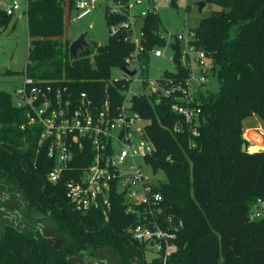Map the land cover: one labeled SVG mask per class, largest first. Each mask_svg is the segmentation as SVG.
Here are the masks:
<instances>
[{
  "label": "trees",
  "instance_id": "1",
  "mask_svg": "<svg viewBox=\"0 0 264 264\" xmlns=\"http://www.w3.org/2000/svg\"><path fill=\"white\" fill-rule=\"evenodd\" d=\"M202 1L219 9L199 20L193 43L211 59L219 87L203 97L196 133L185 125L175 131L181 117L164 101L133 97V109L148 120L144 136L153 152L146 161L153 173L165 176L153 182L162 195L163 215L174 226L181 221L176 249L165 264H264V217H248L250 205L264 200V150H241L245 118L256 114L264 128V0ZM66 7L71 9L66 0L27 1L23 74L96 99L109 91L117 102L121 94L108 79L113 68L126 64L132 45L110 35L106 44L85 47L70 59V41L61 38ZM11 17L0 7V31ZM144 25L148 46L165 43L157 13L147 15ZM170 48L177 74L185 76L180 42L171 41ZM25 112L10 92L0 91V192L9 203L21 199L26 208L23 226L6 223L0 229V264H100L104 260L97 255L105 250L117 264H162L158 256L147 260L144 244L133 240L129 228L139 216L126 210L121 194H112L107 214L101 206L78 210L67 199L65 183L87 166L90 153H77L55 182L48 180L55 159L38 146L39 128L26 124Z\"/></svg>",
  "mask_w": 264,
  "mask_h": 264
},
{
  "label": "built area",
  "instance_id": "2",
  "mask_svg": "<svg viewBox=\"0 0 264 264\" xmlns=\"http://www.w3.org/2000/svg\"><path fill=\"white\" fill-rule=\"evenodd\" d=\"M66 1L71 3V10L75 11L77 18L89 14L99 1H105L109 35H119L132 45L126 64L119 67L122 75L107 83L117 85L121 99L114 102L109 91H105V96L100 99L84 91L74 94L66 84L24 75L21 85L14 89L16 99L13 102L26 110V124L39 128L38 146L44 147L47 156L55 159L48 180L55 182L77 153L84 156L90 153L91 160L87 166L77 177H70L65 183L69 202L82 211L101 206L107 214L112 194H121L127 203L126 210L139 216L137 224L129 228L133 240L155 248L157 256L165 264L176 249L173 239L177 227L163 215L162 195L154 190V181L146 176L145 166L153 172L146 161L153 152V145L144 136L148 120L133 109V97L152 95L157 102L164 101L172 112L181 117L174 123V130H182L185 125L196 133V127L204 116L203 97L208 94L204 85L212 74L211 59L203 50L196 49L193 28L185 27L171 35L173 41L180 42V62L187 74L178 75L173 66V75L162 72L158 77H150V57L163 56L161 47L166 45V40L160 34L165 43L148 46L144 21L147 15L157 13L155 5L159 0ZM165 1L174 6L179 2L189 6V0ZM0 7L7 15H13L20 9V1L12 0L4 6L0 3ZM123 67L128 71L134 70V74L124 71ZM137 84L141 86L140 92L133 90ZM24 126L20 125L21 128ZM256 132L255 138L246 137L247 142L263 145L264 128L260 126ZM256 138L261 141L257 142ZM248 217L250 220L264 217L262 198H257L250 205ZM164 219L167 223L163 222Z\"/></svg>",
  "mask_w": 264,
  "mask_h": 264
},
{
  "label": "rangeland",
  "instance_id": "3",
  "mask_svg": "<svg viewBox=\"0 0 264 264\" xmlns=\"http://www.w3.org/2000/svg\"><path fill=\"white\" fill-rule=\"evenodd\" d=\"M11 1L0 0V3L4 6ZM19 1L20 9L12 15L9 24L0 31V91L10 92L13 101L16 99L14 89L21 85L24 76L23 71L28 62L29 39L27 34L25 0ZM198 1L189 0L188 7H185L182 2L174 6L165 0H159L155 5L156 12L160 18V34L166 40V45L161 47V51L163 52L162 57H150L148 64V74L150 77H158L165 70H173L172 50L169 47V43L173 41L171 33L179 29H184L185 27L194 28L201 18L209 15L213 10L219 9V6L216 4L205 3L202 11L199 12L196 5ZM105 4V1H99L89 14L81 18H77L75 11L66 7L64 13V35L61 38L68 39L72 42L81 33L86 32L85 38L89 46L94 48L106 44L110 35L109 27L105 19ZM89 56L92 58L91 54ZM120 75H122L121 69L115 67L111 70L108 81ZM218 87L219 83L216 76L209 75L204 88L208 92L215 93ZM133 90L140 92L141 86L139 84L134 85ZM261 122L259 117L249 116L242 122L243 129L246 127L258 128L259 124H262ZM244 143L246 144V150H248L250 143L247 140ZM144 170L146 176L154 182L165 180V176L160 170L153 173L149 166H145ZM7 198L0 192V229L6 223H10L16 227L23 226L22 221L25 220L23 214L26 213L25 203H22V200L19 198L15 199L17 203H9ZM16 205L21 206V208L15 210ZM168 222L173 225L171 220ZM175 226L180 227L181 221H179V224H175ZM52 240L54 243L59 244V242L54 240L53 236ZM143 251L147 260H151L157 256L155 248L149 245H144ZM97 257L100 260H104L103 263L100 261V264H117L116 259L110 255L108 250L99 253Z\"/></svg>",
  "mask_w": 264,
  "mask_h": 264
},
{
  "label": "water",
  "instance_id": "4",
  "mask_svg": "<svg viewBox=\"0 0 264 264\" xmlns=\"http://www.w3.org/2000/svg\"><path fill=\"white\" fill-rule=\"evenodd\" d=\"M197 7H198V11L201 12L202 11V8L204 6V2L202 0H199L197 3H196ZM86 32L84 33H81L76 39H74L72 42H70L69 44V58L70 59H73L79 51L83 50L85 47H88L89 44L87 43L86 41ZM123 70L124 71H127L129 74H134V70L132 71H128L125 67H123ZM241 150L242 151H247L246 150V144L245 143H242L241 145ZM153 243L150 242V245H152Z\"/></svg>",
  "mask_w": 264,
  "mask_h": 264
},
{
  "label": "crops",
  "instance_id": "5",
  "mask_svg": "<svg viewBox=\"0 0 264 264\" xmlns=\"http://www.w3.org/2000/svg\"><path fill=\"white\" fill-rule=\"evenodd\" d=\"M25 7H26V5H25ZM251 116H257L256 114H253V115H251ZM258 117V116H257ZM262 121V120H261ZM262 123V122H261ZM260 126H262V124H259V126L258 127H260ZM255 134H257V132H256V128L255 129H253V128H251V127H246L245 129H244V131H243V138L244 139H246V136L247 137H252V138H255ZM250 145H253V144H249V146ZM249 146H248V148H249ZM263 146H264V144H263ZM264 149V148H263ZM248 151V150H247ZM259 151V150H258ZM248 152H250V151H248ZM252 152H255V151H252Z\"/></svg>",
  "mask_w": 264,
  "mask_h": 264
},
{
  "label": "bare ground",
  "instance_id": "6",
  "mask_svg": "<svg viewBox=\"0 0 264 264\" xmlns=\"http://www.w3.org/2000/svg\"><path fill=\"white\" fill-rule=\"evenodd\" d=\"M256 139H257V142H260L261 141L260 138H256ZM262 147H263V145L261 143H256V144L250 145L249 148H248V150L250 152H252V151H256L258 149H261Z\"/></svg>",
  "mask_w": 264,
  "mask_h": 264
}]
</instances>
